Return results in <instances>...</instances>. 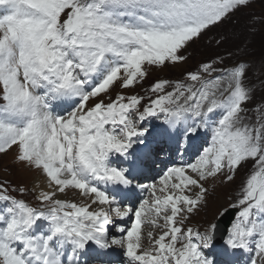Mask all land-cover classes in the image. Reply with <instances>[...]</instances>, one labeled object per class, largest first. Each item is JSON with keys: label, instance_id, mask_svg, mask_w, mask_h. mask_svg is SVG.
I'll return each mask as SVG.
<instances>
[{"label": "snow or ice", "instance_id": "6c2138e0", "mask_svg": "<svg viewBox=\"0 0 264 264\" xmlns=\"http://www.w3.org/2000/svg\"><path fill=\"white\" fill-rule=\"evenodd\" d=\"M252 3L0 0V156L13 153L43 178L30 188L0 181V264H87L90 254L106 264L117 248L124 264H232L242 253L264 264V104L249 114L254 93L245 83L253 62L228 67L220 57L183 80H156L145 95L113 94L186 62L206 31ZM68 100L66 114L56 110ZM151 118L178 153L205 133L210 143L158 183L137 184L148 196L125 206L118 196L153 155ZM250 162L238 198L219 212L237 210L218 246V222L188 223L207 206L209 182L230 183ZM67 190L81 201L61 198ZM112 228L121 235L110 237Z\"/></svg>", "mask_w": 264, "mask_h": 264}, {"label": "rangeland", "instance_id": "374dc122", "mask_svg": "<svg viewBox=\"0 0 264 264\" xmlns=\"http://www.w3.org/2000/svg\"><path fill=\"white\" fill-rule=\"evenodd\" d=\"M3 11L5 12V10L0 7V14H4ZM185 55L188 56V60L186 62L176 66L169 65L163 70H154L141 85H137L134 89L129 90L114 89L113 94H115L116 91H122L125 95H145L146 89H148L156 80L163 79L171 82L183 80L187 71L195 70L202 62H210L220 57L224 58L228 67H232L238 61H252L253 64L249 72V78L245 83L247 86L253 89L254 98L249 103L248 107L249 114L254 115L255 113L252 110L257 106L264 104V66H262L260 63L261 58L264 57V0H253L250 8L237 12L231 19L226 20L222 25L213 26L210 30L206 31V33H204L201 38L192 44ZM144 123L147 127L153 130L152 136L149 137V144H154L161 136L162 120L151 118L146 120ZM201 136L202 138L198 137L193 140L198 142L200 138V144H192L194 151L192 155L193 157L190 156L192 157L190 159L187 158L186 155V159L182 158V164L195 162V160L198 158V155L202 153L203 147L208 146L210 143V133H205ZM161 140L167 142L166 139L162 138ZM162 141L158 145L162 144ZM166 151L165 145H161L159 149L155 147L151 159L144 160L142 162L141 169L146 171L150 177H139L138 179L143 178L140 183H138L137 180H134L133 190L127 195V199L131 201V204L127 205L128 202L124 201L123 203L125 206L138 207L139 203L148 196V193L143 191L141 195L143 199H138L137 201L134 199L136 196L141 194V192L139 193L140 188L136 187L137 184H144L147 182V180H149V178H152V183L153 180H156L155 182L158 183L159 179L163 175V170L154 166L155 164L153 158L156 162L160 163H163L165 158H170V156L172 158L170 152H168V154H166L167 156H165ZM176 153L178 152L176 151ZM13 155V153H9L7 156H0V181L7 180L11 182L13 186L21 185L30 188V177L33 172L27 171V169H24L22 166L14 163ZM177 160L180 162L179 158ZM119 162L120 161H117V163ZM129 164V161H124L121 166H129ZM173 166H179V164L176 163L170 167ZM163 167L164 164L159 166V168ZM157 169L158 172L156 173L155 170ZM251 171L252 164L250 162L238 172L234 181L230 183H223L220 178L209 182V184L206 185L210 190L208 204L202 211L199 212V214H196L191 218L188 226L203 230L207 227L209 222H215L219 216V212L223 209V207H227L238 198V192L240 190L241 183ZM138 176L141 175L139 174ZM109 190L111 191V189ZM74 191L75 190H72L73 193ZM217 194L221 197L222 201L218 206L214 207V210L212 209V212L209 210L208 214L206 208L211 201L216 200L217 202L219 200L217 198ZM72 196H74V194ZM24 198L29 203L35 204V201L31 195H26ZM131 198L133 200H131ZM117 223L127 226L129 221H117ZM145 227L148 229L147 225ZM114 231L116 232L115 228L110 230V237L116 235L119 237L121 235L120 233L117 234ZM120 252H122V249ZM248 256L249 253L247 258L243 257L241 254L238 255V259H240L239 264H247ZM235 257L237 258V256ZM235 257L230 258L235 259ZM86 260L89 259L86 258ZM121 262L118 264H123L124 260ZM89 264H100V262L93 261Z\"/></svg>", "mask_w": 264, "mask_h": 264}, {"label": "bare ground", "instance_id": "6f19581e", "mask_svg": "<svg viewBox=\"0 0 264 264\" xmlns=\"http://www.w3.org/2000/svg\"><path fill=\"white\" fill-rule=\"evenodd\" d=\"M157 134V133H156ZM162 139V137L160 136L159 137V140H157L154 144H151V147H152V149H153V151L155 150V147L157 148V149H159L160 147H161V144L160 145H158L159 143H161V140ZM164 139V138H163ZM163 143H162V145H165L166 146V150L168 151V152H170V154L172 155V158H171V156H170V158L168 159V160H166V159H164L163 160V163H160V162H156L155 161V159L153 158V161H154V166H156L158 169H159V166L161 165V164H165V169L168 167V168H170V166L171 165H174V164H176V163H178L179 165L180 164H182V161H181V159H182V157L183 156H192L193 155V153H194V151H193V147H191L189 150H187V151H184L183 149H181V153H176V149H175V147H174V144L172 145V144H169L168 142H165V141H162ZM195 143H199V141L197 142V141H192V144H195ZM200 144V143H199ZM159 151V150H158ZM164 152V151H163ZM164 154V153H163ZM182 154V155H181ZM165 155H166V153H165ZM180 155V156H179ZM174 156V157H173ZM179 156V157H178ZM182 156V157H181ZM193 157V156H192ZM192 157H190V159L192 158ZM179 158V160H180V162H178V159ZM142 162V161H141ZM141 166H142V164L140 163V165H139V167L141 168ZM158 169L157 170H155L156 171V173L158 172ZM27 171H29V170H27ZM31 172V171H30ZM33 173L31 174V177H30V179H31V184L30 185H32L33 184V182H42V177L39 175V173H37V172H35V171H32ZM142 172H145V173H142ZM147 172L146 171H143V169L140 171V172H138V173H136V178H139V177H146V174ZM155 173V174H156ZM141 175V176H138V175ZM143 179V178H142ZM151 180V178H149V180H147V182H145L144 184H148L149 183V181ZM31 187V186H30ZM143 193V191L140 189L139 190V193ZM74 194V196H72ZM127 196V195H126ZM61 198H63V199H67V200H70V201H76V202H80L81 201V198L79 197V195H78V193L77 192H75L74 191V193L72 192V190H67V192L65 193V194H63L62 196H61ZM217 198L219 199L217 202H216V200H213V201H211L210 202V204L208 205V207L206 208V211H208V214H209V210H210V212H212V209L214 210V207H216V206H218L220 203H221V201H222V199H221V197L217 194ZM131 200H133L132 198H131ZM199 214V213H198ZM147 229H146V227H145V231H146ZM115 232V231H114ZM115 233H117V234H119L118 232H115ZM110 234V233H109ZM117 236V235H116ZM93 247H95V246H93ZM120 250L121 249H116V251L112 254V257L110 258V257H106L105 258V261H106V264H107V262L110 260L111 261V264H118L119 262H121L122 260H124V262L126 261V258L123 256V250H122V252H120ZM97 251H99V250H97ZM86 258H88L89 260H86ZM234 258V257H233ZM236 258V257H235ZM82 259L84 260V261H87V264H89L90 262H93V261H98L97 259H95V256H94V254H90V255H88V256H85V257H82ZM122 263V262H121ZM124 264V263H123Z\"/></svg>", "mask_w": 264, "mask_h": 264}, {"label": "water", "instance_id": "95a60500", "mask_svg": "<svg viewBox=\"0 0 264 264\" xmlns=\"http://www.w3.org/2000/svg\"><path fill=\"white\" fill-rule=\"evenodd\" d=\"M231 212V215H226L225 217H222L219 221V235H218V240L220 243L223 241L226 231L225 229L228 228L232 222V220L235 217L236 211L237 210H229Z\"/></svg>", "mask_w": 264, "mask_h": 264}]
</instances>
